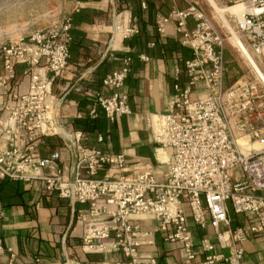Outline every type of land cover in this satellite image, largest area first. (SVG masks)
Returning <instances> with one entry per match:
<instances>
[{
  "label": "built area",
  "instance_id": "built-area-1",
  "mask_svg": "<svg viewBox=\"0 0 264 264\" xmlns=\"http://www.w3.org/2000/svg\"><path fill=\"white\" fill-rule=\"evenodd\" d=\"M180 1L183 7L173 6L166 15L155 18L154 29L164 37L166 27L173 25L180 45L191 55L183 61V77L175 69L171 110L145 114L154 145L173 150L163 181L138 170L122 153L86 146L82 131L60 123L61 101L70 90H81L68 84L58 95L52 90L70 56L71 16L59 28L0 44V113H7L5 119L0 118V143H5L0 148V178L38 181L46 192H55L72 205H87V212L81 214V246L88 252H120L125 264H158L155 257L140 252L142 245L151 244L152 232L132 222L133 218H152L154 231L164 241L181 246L182 264H243L242 246L249 234L264 243V0H220L225 5H244L241 17L233 18V31L228 30L244 68L226 87L225 35L194 0ZM78 4L74 12L81 9L82 3ZM139 6L146 8L143 0ZM188 20L193 23L191 29ZM111 28L110 41L113 33L124 40L139 30L134 20L124 26L117 17ZM137 57L147 60L145 54ZM131 61L126 54L120 68L102 78L101 86L108 93H93L90 118H96L97 109L110 123L131 113L123 92ZM22 78L27 81L24 92L18 90ZM198 84L203 94L192 98ZM49 135L61 137V148L41 157L37 154L39 142ZM241 139L245 152L238 143ZM254 142L258 147L251 149ZM61 151L69 153L70 175L59 165ZM133 166L137 170L128 173ZM235 168L241 173L238 178L232 173ZM99 171H104L101 177ZM230 212L249 216L252 224L247 229L220 231L221 224H228ZM187 213L197 227H210L214 232L215 243L200 240V259ZM3 218L0 202V226ZM5 253L12 264L16 255L0 238V255ZM28 264H39V260Z\"/></svg>",
  "mask_w": 264,
  "mask_h": 264
},
{
  "label": "crops",
  "instance_id": "crops-1",
  "mask_svg": "<svg viewBox=\"0 0 264 264\" xmlns=\"http://www.w3.org/2000/svg\"><path fill=\"white\" fill-rule=\"evenodd\" d=\"M136 1L139 6V0ZM81 3V8L98 10L104 15L94 18L91 23H82L79 26L85 34L80 49L83 59L81 62L79 60L77 65L68 63L62 75L53 84L56 86V92L53 91L56 95L66 84L81 87L80 91L70 90L61 101L60 123L75 129L74 120L86 110L87 102L91 107L93 93H108V90L101 86L102 78L108 72L119 69L122 57L130 53L131 71L125 80L123 92L128 97L131 113L117 117L110 123L102 111L97 109V118L84 127L85 144L109 154L122 153L138 170L148 171L157 181H163L172 161L173 150L154 145L145 114L171 110L175 69L178 68L183 77V60L190 57L191 52L187 47L180 45L173 25H168L166 35L159 37L154 29V20L157 16L166 15L173 6L183 7L184 3L180 0H148L149 9L142 12L138 20L133 18L129 10V0H87ZM115 17L122 19L124 26L134 20L139 29L138 39L130 37L125 42L118 35L113 36L110 41L111 26ZM192 27V21L188 20L187 28ZM138 54H145L147 60H140ZM228 85L224 83L225 87ZM26 87L27 81L22 78L18 90L24 92ZM202 94L203 87L198 84L191 97L196 98ZM77 98L86 101L78 106ZM6 117V112L0 113L1 119ZM97 136L101 137V141L96 140ZM238 143L242 146V152H245V140L241 139ZM61 145L60 136H44L39 142L37 154L47 157L59 150ZM4 146L2 141L0 148ZM249 147L255 148V142ZM59 165L65 174L70 175L71 160L67 151H61ZM137 168L131 167L128 173H133ZM232 173L237 178L241 175L238 168L233 169ZM103 174L104 171H99L98 177ZM0 202L4 207L0 238L3 245L16 255L12 264H28L34 259H38L39 264L126 263L120 252L94 253L84 250L81 246V214L87 212V205H72L59 198L55 192H46L41 182L25 183L0 178ZM132 222L138 224L141 230L152 232L151 244L142 245L141 254L155 257L158 264H182L181 246L164 241L162 235L154 231V219L133 218ZM187 224L192 233L197 259H200L203 257L199 248L200 240L207 238L215 243L213 229H200L191 221L188 213ZM250 224L252 219L249 216L230 212L228 224H221L219 230L236 227L247 229ZM242 247L243 264H264V243L256 236L249 234ZM0 264H10L8 254L0 255Z\"/></svg>",
  "mask_w": 264,
  "mask_h": 264
},
{
  "label": "rangeland",
  "instance_id": "rangeland-1",
  "mask_svg": "<svg viewBox=\"0 0 264 264\" xmlns=\"http://www.w3.org/2000/svg\"><path fill=\"white\" fill-rule=\"evenodd\" d=\"M194 1L225 35L224 49L242 70L243 64L232 47L234 36L231 37L228 33L229 28L233 31V18L236 15L224 12L222 18L216 9L234 6V4L225 5L220 0ZM79 2L81 0H0V44L23 38L31 32L59 28L63 20L71 16L78 8ZM113 34L115 37L118 36L117 33ZM226 82L229 83V79ZM53 91L56 92V86H53ZM255 145L258 147L257 143Z\"/></svg>",
  "mask_w": 264,
  "mask_h": 264
},
{
  "label": "trees",
  "instance_id": "trees-1",
  "mask_svg": "<svg viewBox=\"0 0 264 264\" xmlns=\"http://www.w3.org/2000/svg\"><path fill=\"white\" fill-rule=\"evenodd\" d=\"M85 1L87 0H81V2H85ZM129 1L131 5L129 7V10L131 11L133 18L135 17L137 20L140 19L142 12H145L146 10L149 9L148 0H143L146 4V8L144 10H142L136 4L137 1L136 2L135 0H129ZM102 15H104L103 12L90 9V8H81L77 12L72 13L71 15L72 26L70 30V35L72 37V40L68 46L69 54H70L68 63H74L75 65H77V62L79 60L81 62L83 59L82 52L80 51V49L82 47L81 43H82V39H84L85 37V34L79 29V26L82 23H91L94 20V18L101 17ZM139 35L140 34L138 30V33L132 37L135 38V40H137ZM124 41L126 42V39H124ZM128 55H130V53ZM223 55H224V60H225V66L227 68V71L224 76V83L225 85H228L229 83L231 84L234 80H236L241 75V70L238 68L237 64L230 58V56L228 55L225 49H224ZM227 79H229V83L226 82ZM76 101L78 103V106H80V105H83V103H85L86 100L83 98H77ZM85 106H86V110L82 112L79 118L74 120L75 129L80 130L82 132L86 125L90 124L92 120L97 118L96 116V118L92 119L88 116V110L90 109L89 102H87ZM85 145L88 147H94L92 145H88L87 143Z\"/></svg>",
  "mask_w": 264,
  "mask_h": 264
},
{
  "label": "bare ground",
  "instance_id": "bare-ground-1",
  "mask_svg": "<svg viewBox=\"0 0 264 264\" xmlns=\"http://www.w3.org/2000/svg\"><path fill=\"white\" fill-rule=\"evenodd\" d=\"M216 8V7H215ZM219 15L223 18L224 12H229L230 14L236 15L238 18L241 17L243 11H244V5L241 3H236L234 6L230 7H223V8H216ZM235 42V41H234ZM244 54L246 53L245 49H242ZM242 56V55H241ZM240 144V143H239ZM243 145V144H242Z\"/></svg>",
  "mask_w": 264,
  "mask_h": 264
}]
</instances>
